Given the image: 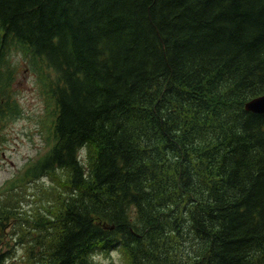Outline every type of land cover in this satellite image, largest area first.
Listing matches in <instances>:
<instances>
[{
	"label": "trees",
	"instance_id": "obj_1",
	"mask_svg": "<svg viewBox=\"0 0 264 264\" xmlns=\"http://www.w3.org/2000/svg\"><path fill=\"white\" fill-rule=\"evenodd\" d=\"M18 55L50 118L19 180L51 203L0 200V264H264V0H0V130Z\"/></svg>",
	"mask_w": 264,
	"mask_h": 264
},
{
	"label": "rangeland",
	"instance_id": "obj_2",
	"mask_svg": "<svg viewBox=\"0 0 264 264\" xmlns=\"http://www.w3.org/2000/svg\"><path fill=\"white\" fill-rule=\"evenodd\" d=\"M12 61L19 66L12 86V95L21 115L11 122L8 121L5 128L0 130V136L5 140L4 145L0 146V200L7 192L13 193L15 195L12 201L17 200L22 210L34 213L35 209L43 211L40 206L46 207L51 203L46 196L50 189V181L45 177L22 184L23 181H20L19 177L27 165L35 162L48 151L47 121L50 122V118L46 112L43 93L36 84V77L28 72L23 57L18 55ZM62 185L61 180H57L55 187L59 193L62 192ZM15 223L9 224V232ZM30 227L34 228L33 223L23 226L24 229ZM27 244L28 241L18 244L17 241L12 240L10 245H5L2 252L8 256L6 264L22 262ZM96 260L100 264H126L119 251H112L110 255L99 253L96 255Z\"/></svg>",
	"mask_w": 264,
	"mask_h": 264
},
{
	"label": "water",
	"instance_id": "obj_3",
	"mask_svg": "<svg viewBox=\"0 0 264 264\" xmlns=\"http://www.w3.org/2000/svg\"><path fill=\"white\" fill-rule=\"evenodd\" d=\"M246 111L255 114H264V95L254 98L244 105Z\"/></svg>",
	"mask_w": 264,
	"mask_h": 264
}]
</instances>
